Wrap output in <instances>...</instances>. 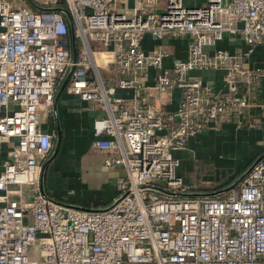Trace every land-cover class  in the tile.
<instances>
[{
    "label": "built area",
    "instance_id": "obj_1",
    "mask_svg": "<svg viewBox=\"0 0 264 264\" xmlns=\"http://www.w3.org/2000/svg\"><path fill=\"white\" fill-rule=\"evenodd\" d=\"M129 2L131 4H129ZM36 11L0 0V264H264V159L236 188L189 196L173 153L248 107L240 89L258 86V71L240 62L264 48V0H43ZM63 9L67 17L50 9ZM72 32L75 56L61 42ZM239 37L243 54L214 45ZM186 41L185 59L162 69L166 51L141 40ZM206 47H212L208 54ZM103 54L102 66L93 57ZM120 76L107 86L99 71ZM222 71L215 92L190 71ZM158 95L180 92L173 112L149 106L145 82ZM92 104L89 150L101 173L121 169L114 195L99 210L69 208L40 190L41 162L52 135L39 116L52 110L58 84ZM131 92L130 99L115 90ZM174 194V195H172ZM177 195V196H175ZM35 249V253L32 252Z\"/></svg>",
    "mask_w": 264,
    "mask_h": 264
},
{
    "label": "crops",
    "instance_id": "obj_2",
    "mask_svg": "<svg viewBox=\"0 0 264 264\" xmlns=\"http://www.w3.org/2000/svg\"><path fill=\"white\" fill-rule=\"evenodd\" d=\"M30 1L36 8H44L43 0ZM204 1L181 0V3L184 7H195L202 5ZM14 4L16 6L27 5L32 11L37 10L24 0H14ZM129 4L131 3L129 2ZM156 46L162 47L167 53L161 63L162 69H168L173 59H185L186 41L183 38L151 41L145 36L141 40V48L145 52H149ZM214 49H220L230 55L246 52V46L239 37L232 39L227 35H223L222 40L214 45ZM204 51L211 54L213 48L206 47ZM240 67L244 70L255 69L259 74L256 89L239 90V93L245 96L248 107L230 121L219 122L215 126L203 129L188 140L183 151L173 153L178 162L175 173L190 186V195H208L215 192L220 194L232 185H234L233 189L238 187L246 177L247 174L245 176L243 174L248 167L259 155L264 153V48L253 49L247 57L241 59ZM152 74L153 71H150L145 82V86L148 88L149 106L160 108L164 112H173L179 101V90L172 89L170 95H158L153 89ZM188 75L208 84L215 92L222 90V71L197 70L190 71ZM99 76L105 85L113 87L120 74L109 67L101 69ZM62 83L63 81L58 84L55 90L52 110L42 113L41 120L39 118L40 129L52 135L51 152L55 144L56 122L60 130L57 152L43 171V191L47 196L64 205L83 209L106 208L114 195L113 178L121 173V169H114L106 173L100 172V156L89 150L92 139L91 124L98 113L89 110L88 107L92 104L68 95L69 82L67 81L61 88ZM115 95L122 99L131 98V92L117 89ZM5 152L6 146L2 145L0 170ZM48 157L41 162V166ZM207 175L209 181L225 177V182L229 184H223L224 189L219 191L197 193L195 186L198 183V178L203 180L208 177ZM59 179H63L66 183H62ZM67 183L75 185L77 194L67 193L66 197H60L61 186L67 187ZM104 184L108 187H103Z\"/></svg>",
    "mask_w": 264,
    "mask_h": 264
},
{
    "label": "water",
    "instance_id": "obj_3",
    "mask_svg": "<svg viewBox=\"0 0 264 264\" xmlns=\"http://www.w3.org/2000/svg\"><path fill=\"white\" fill-rule=\"evenodd\" d=\"M29 5H31L32 7L36 8L35 5L32 3V2H29ZM37 10H40L38 8H36ZM50 10H53V11H56V12H59L61 13L63 16L67 17V14L66 12L63 10V9H58V8H55V9H50ZM68 40H69V46H70V55H71V58L73 59L74 56H75V49H74V40H73V37H72V32L71 30H69V37H68ZM61 45L62 46H67V42L66 40H63L61 42ZM69 78V74L66 75V78L65 80L63 81L62 83V87L64 86V84L67 82ZM59 140H60V130H59V127H58V124L56 122V126H55V144H54V147H53V150L50 154V156L48 157V159L42 164L41 166V174H40V190L43 194V196H45L44 194V191H43V188H42V176H43V171L47 165V163L55 156L56 152H57V148H58V144H59ZM264 159V153H262L261 155H259L253 162L252 164L248 167V169L245 171V173L243 174V176H245L246 174H248L252 167L257 164L259 161L263 160ZM236 184V183H235ZM234 187V185H232L231 187H228L227 189L224 190V192L232 189ZM218 194V192H215V193H212V194H208V195H189V196H208V197H211V196H216ZM174 195V194H172ZM177 196V195H175ZM66 207H69V208H77L79 210H85V211H88V209H83V208H78V207H73V206H69V205H65Z\"/></svg>",
    "mask_w": 264,
    "mask_h": 264
},
{
    "label": "rangeland",
    "instance_id": "obj_4",
    "mask_svg": "<svg viewBox=\"0 0 264 264\" xmlns=\"http://www.w3.org/2000/svg\"><path fill=\"white\" fill-rule=\"evenodd\" d=\"M45 113H47V112H45ZM41 114L39 116L40 120H41ZM208 175H210V173H208ZM208 178H209V176L208 177H205L203 180H201L202 178L201 179L198 178V183H196V186H195L196 187V190H197V193H206V192L207 193H211V192H214V191H219V190H221L224 187V185L229 184L228 182L227 183L225 182V177L222 178V179L221 178H217L215 181H209ZM59 180L62 183H66L63 179H59ZM105 184L103 185V187L104 186L105 187H108ZM74 186H72L71 183H67V187L61 186V189H60L61 190L60 197H66L67 196V193L77 194V192H76L77 189ZM60 204H62V203H60ZM103 208L104 207L98 208V209H91V208H86V209H88V210H99V209H103ZM32 252L35 253V249H32Z\"/></svg>",
    "mask_w": 264,
    "mask_h": 264
},
{
    "label": "bare ground",
    "instance_id": "obj_5",
    "mask_svg": "<svg viewBox=\"0 0 264 264\" xmlns=\"http://www.w3.org/2000/svg\"><path fill=\"white\" fill-rule=\"evenodd\" d=\"M105 61V56L103 54H95L93 57V62L95 66H102Z\"/></svg>",
    "mask_w": 264,
    "mask_h": 264
},
{
    "label": "trees",
    "instance_id": "obj_6",
    "mask_svg": "<svg viewBox=\"0 0 264 264\" xmlns=\"http://www.w3.org/2000/svg\"><path fill=\"white\" fill-rule=\"evenodd\" d=\"M28 5H29V2H31L30 0H24ZM66 84V83H65ZM64 84V86H65Z\"/></svg>",
    "mask_w": 264,
    "mask_h": 264
},
{
    "label": "flooded vegetation",
    "instance_id": "obj_7",
    "mask_svg": "<svg viewBox=\"0 0 264 264\" xmlns=\"http://www.w3.org/2000/svg\"><path fill=\"white\" fill-rule=\"evenodd\" d=\"M68 37H69V36H68ZM68 37H66V39H65V40H66V42H67V44H68V41H69V40H68Z\"/></svg>",
    "mask_w": 264,
    "mask_h": 264
}]
</instances>
